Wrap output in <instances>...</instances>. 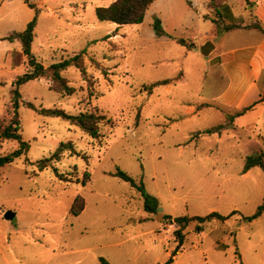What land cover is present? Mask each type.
<instances>
[{
	"label": "rangeland",
	"instance_id": "1",
	"mask_svg": "<svg viewBox=\"0 0 264 264\" xmlns=\"http://www.w3.org/2000/svg\"><path fill=\"white\" fill-rule=\"evenodd\" d=\"M115 1L29 0L40 11L31 54L48 68L83 51L87 78L74 67L62 72L72 96L53 91L49 77L19 88L21 135L29 151L0 168V264H101V258L109 264L164 263L166 251L176 248L178 228L164 216L211 213L229 218L206 223L200 233L191 223L176 264H264V214L247 220L263 202L264 173L254 168L242 174L245 159L264 152V108L254 116L218 107L215 98L226 82L214 66L216 54L205 59L200 49L153 40L154 11L147 10L141 26L98 21L95 9ZM193 1L195 10L177 5L186 23L205 27L197 17L209 11L220 32L227 26L210 0ZM34 17L24 0H0V125L10 122L15 80L29 70L21 42L5 38L22 33ZM209 40L220 48L219 38ZM165 80L168 85L150 90ZM28 103L73 116L98 110L107 120L93 139ZM220 125L221 133H204ZM67 142L77 155L64 152L39 172L37 162ZM18 149L19 142L0 139V156ZM117 170L144 185L158 202L157 214L145 212L137 189L111 176ZM86 172L91 182L84 186ZM78 196L85 208L73 217ZM8 212L15 215L11 221ZM216 241L223 253L213 250Z\"/></svg>",
	"mask_w": 264,
	"mask_h": 264
},
{
	"label": "trees",
	"instance_id": "2",
	"mask_svg": "<svg viewBox=\"0 0 264 264\" xmlns=\"http://www.w3.org/2000/svg\"><path fill=\"white\" fill-rule=\"evenodd\" d=\"M155 1L156 0H116L107 8H96L95 15L98 21L100 22L111 23L120 27L126 25L138 26L143 23L147 10ZM216 1L217 0H210V9L215 10L218 19L220 20L225 18L222 13H225L224 6L227 0H219L218 3H216ZM212 2H215V4H212ZM24 3L29 8L35 10L34 19L30 23H28L26 29L22 33H13L9 37H6L5 40L10 42L18 40L21 42L23 53L28 59L29 70L24 75L18 77L15 80L13 84L14 89L11 92V119L9 123L0 125V139L13 140L19 142V149L6 156H0V168L12 164L15 160L21 158L22 156H25L26 153L29 151V144L23 141L21 135V121L18 113L19 105L21 103V94L19 88L39 78L49 77L54 84L53 91L65 96H72L75 90L74 88L70 87L68 85L67 80L62 77V72L70 67H74L79 70L83 79L87 78L82 60V57L84 55L83 51L72 58L61 60L60 62L49 66L48 68H45L41 63H39L35 59V57L31 54V45L34 39V31L36 28L37 19L40 14V11L30 4L29 0H24ZM227 20L230 24L227 25L221 32L218 30L219 35L222 32L241 28V26L238 25V19L230 17L229 15V18ZM213 23H215V21H213ZM255 28L259 29L264 34V29L258 26H256ZM153 30L157 37H162L165 35L162 23L157 17H154L153 19ZM176 43L188 49L192 47V45H190L187 41L183 39L176 40ZM168 84L169 82L167 80L157 82L151 85L150 90L156 87L166 86ZM261 101H264V94L259 102ZM259 102L253 104L251 107L243 109V111L241 113H238L237 115L245 114L246 112L252 110ZM27 107L45 117L60 118L66 122H69L71 125L77 127L83 133L87 134L93 139H98L100 137L99 126L101 123L107 120L105 115L100 113L98 110H96L95 112L80 113L76 116H73L67 114L66 112H64V110L60 109L37 110L31 103H28ZM224 128L225 126L220 125L208 129L204 131V133L207 135L221 133ZM64 152H69L71 155H77L72 142L61 143L50 158L37 162V169L39 170V172L50 168L52 162L60 161V157ZM253 168H259L264 173V152H260L258 155L247 157L245 159L242 174H247ZM111 176L118 178L119 180L129 184L132 188H135L139 191L144 201V210L146 213L153 215L158 213V202L155 198L151 197L146 193L144 185L142 183L137 184L133 178H131L128 174L122 172L121 170H117ZM90 182L91 176L88 172H86L84 174L82 184L86 186ZM84 208L85 202L83 198L80 196L76 197L70 210L71 216L78 217L84 211ZM263 214L264 199L261 206L257 209L256 213L247 220L251 222L261 217ZM228 218L229 217H223L218 213H211L205 217L193 218L179 217L172 219L171 217L164 216V220H168L176 224V226L178 227L173 233L176 248L170 253L168 260L164 264H172L175 261L176 257L180 252V249L184 245L186 236L184 234V231L191 223L197 224L195 232L200 233L203 231V226L206 223H209L213 220H217L221 223H224L226 222V220H228ZM100 262L101 264H109L106 260L102 258L100 259Z\"/></svg>",
	"mask_w": 264,
	"mask_h": 264
},
{
	"label": "crops",
	"instance_id": "3",
	"mask_svg": "<svg viewBox=\"0 0 264 264\" xmlns=\"http://www.w3.org/2000/svg\"><path fill=\"white\" fill-rule=\"evenodd\" d=\"M178 4L182 6L185 12L196 9L193 0H156L151 5L149 10L154 11L155 17L161 21L165 32L162 37L154 35L153 40L176 43V40L183 39L192 47L188 49L179 46L190 51L201 49L206 42L210 41V36L219 38L220 48L215 46V51L209 57L211 58L216 54L215 59H213L214 66L219 67L226 82L223 91L215 98L216 105L237 115L243 109L259 102L264 94V34L255 27L264 29V0H227L224 6L226 13L224 19L228 22L229 15L238 19V25L241 28L222 32L220 35L218 34L220 28L209 19V11L197 17L198 20L206 22V25H203L205 27L202 28L201 25L195 27L184 21L181 11L177 8ZM229 24L228 22L227 25ZM257 107L264 108V101L256 104L245 115L253 112L255 116ZM262 112L259 113L255 126L259 123ZM219 142H222V137L219 138ZM172 242L174 241L172 240ZM216 244L217 246L213 250L223 253L225 248L221 242L216 241ZM171 251V249L170 252L166 251L168 258ZM182 252L181 248L179 253ZM181 256L182 254L178 255L172 264L178 263Z\"/></svg>",
	"mask_w": 264,
	"mask_h": 264
},
{
	"label": "water",
	"instance_id": "4",
	"mask_svg": "<svg viewBox=\"0 0 264 264\" xmlns=\"http://www.w3.org/2000/svg\"><path fill=\"white\" fill-rule=\"evenodd\" d=\"M215 51V46L211 42H206L200 49L201 56L205 59L209 58L210 55ZM15 215L11 212H8L5 215V219L13 220Z\"/></svg>",
	"mask_w": 264,
	"mask_h": 264
}]
</instances>
